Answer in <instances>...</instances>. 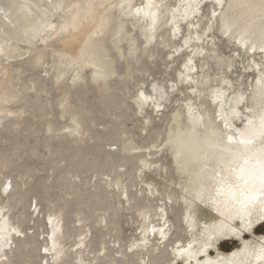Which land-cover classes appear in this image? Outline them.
Returning a JSON list of instances; mask_svg holds the SVG:
<instances>
[{
  "label": "bare ground",
  "instance_id": "6f19581e",
  "mask_svg": "<svg viewBox=\"0 0 264 264\" xmlns=\"http://www.w3.org/2000/svg\"><path fill=\"white\" fill-rule=\"evenodd\" d=\"M262 226L264 0H0V264H264Z\"/></svg>",
  "mask_w": 264,
  "mask_h": 264
},
{
  "label": "rangeland",
  "instance_id": "374dc122",
  "mask_svg": "<svg viewBox=\"0 0 264 264\" xmlns=\"http://www.w3.org/2000/svg\"><path fill=\"white\" fill-rule=\"evenodd\" d=\"M226 44L229 45V47H226L225 46L223 50H224V54L228 57L229 55L234 54V47L228 41H227ZM168 58H169V56H168ZM244 58H248V57L245 56ZM258 58H260V57L258 56ZM246 64H247V62H246ZM248 82L249 83L251 82V78H249V81ZM249 83H247V84H249ZM169 84H171V83H169ZM62 121H64V120L62 119ZM127 123L129 124V126H131V123L132 122L131 121H128ZM140 131H141V129H140ZM150 147H152V145H150ZM121 169H123V168H121ZM47 172H48V170H45L43 172V174H45ZM37 215H38V213L35 215V217H37ZM132 223L133 222L131 221V225H132ZM131 225H130V223H125V225H124L125 230H126V233L128 234V236H131V234L134 233L135 230H136V227L135 226L134 227H131ZM135 225H136V223H135ZM32 232H34V229H32ZM258 232L259 233H264V226H262L261 228H259L258 229ZM237 245H238V243L236 241H225L224 243H222L221 247H222L223 250H230V249L236 247Z\"/></svg>",
  "mask_w": 264,
  "mask_h": 264
}]
</instances>
